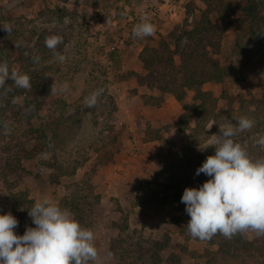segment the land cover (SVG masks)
Segmentation results:
<instances>
[{"label": "rangeland", "instance_id": "rangeland-1", "mask_svg": "<svg viewBox=\"0 0 264 264\" xmlns=\"http://www.w3.org/2000/svg\"><path fill=\"white\" fill-rule=\"evenodd\" d=\"M160 1L0 0V26L12 29L8 34L0 28V63L6 62L10 71L28 75L30 81L44 74L47 77L39 92L31 86L17 99L21 110H9L1 118L0 156L5 150L31 148L30 143L38 137L34 129L49 115H78L79 121L59 148L49 137L42 139L44 149L36 158L22 161L19 172L10 174L9 181L15 183L12 191L27 193L34 203L47 198L64 209L61 201L71 194L72 181L91 174L94 194L101 199L84 227L93 231L98 253L97 260L89 264L118 263L111 246L126 221L127 235L167 241L161 253L162 264H170L173 255L181 257L184 264H194L190 251L201 254L205 244L186 241L170 220L187 214L180 202L184 189L198 188V151L210 145L212 135L219 134V126L235 124L233 118L242 116L252 119L249 110L244 109L264 95V0H228L242 8L238 18L243 27L233 26L224 35L219 59L229 69L230 78L224 85L211 82L204 86L216 99L212 118L202 119L199 127L191 118L190 129L183 132L178 129L183 105L172 95L165 97L161 107L147 105L143 96L158 92L139 87L135 80L123 79L129 71L144 73L138 58L141 38L118 51L111 52L110 47ZM177 3L181 5L179 18L172 22L159 20L160 31L152 35L155 39L174 28L190 29L206 9L203 0ZM185 17H191V23L187 18L183 21ZM51 35L63 41L56 48L64 56L62 62L45 46V38ZM101 89L96 105L88 108L86 99ZM102 98L108 105L101 102ZM109 106L114 110L111 116L107 115ZM255 126L234 138L243 145L255 144L259 135H264ZM108 127H114L120 136L113 148H107L103 141V129ZM150 135L161 139L147 140ZM106 151L114 153L112 162H105ZM54 156L67 173L61 185L51 183L52 170L44 164ZM3 164L0 160V213L7 203L10 207ZM254 235V231L246 232L248 239Z\"/></svg>", "mask_w": 264, "mask_h": 264}, {"label": "trees", "instance_id": "trees-1", "mask_svg": "<svg viewBox=\"0 0 264 264\" xmlns=\"http://www.w3.org/2000/svg\"><path fill=\"white\" fill-rule=\"evenodd\" d=\"M206 9L195 19L194 25L185 31L179 28L169 30L166 34H160L159 39L152 35L141 38L142 49L138 58L143 67V74L129 71L123 75L124 80H135L139 87H145L150 92H158V95H144L143 99L147 105L161 107L167 95H172L177 102L183 105V113L179 118L178 129L186 131L190 129V120L194 119L197 126L202 119L210 120L215 112L216 99L212 93L204 90V86L211 82L224 85L230 78L229 69L225 68L219 59L222 51L224 35L229 28L243 27V22L238 18V10L242 8L233 5L228 0H203ZM177 2V0H176ZM252 5V1H249ZM192 4H188L191 7ZM246 9L250 10V7ZM254 13V10H250ZM214 16L216 19L214 20ZM155 33V32H154ZM183 38L185 41H183ZM117 63V59H115ZM47 78L42 75L32 78L30 81L32 88L40 91L42 81ZM30 90V89H29ZM25 91L17 87L13 81L8 80L4 87H0V121L4 114L11 110L23 107L17 101ZM192 93V97H190ZM190 100V101H189ZM106 106L107 100L101 99ZM244 110H249V116L255 122V129L264 132V95L261 98L250 101ZM39 107L40 104L38 105ZM253 109H250V108ZM114 108V107H113ZM107 115L111 116L114 111L107 107ZM20 112V111H19ZM58 112V111H55ZM77 114L49 115L40 125L34 129L38 134L35 143L28 150L20 149L11 152L5 150L0 156L1 163L6 168L3 180L9 190L7 207L0 215L11 213L19 222V226L14 230L17 235H23L27 227H35L28 211L34 205L27 193L12 191L15 183H10L9 175L19 172L22 161L36 158L44 149L42 139L48 138L55 148L63 144L68 131L74 128L79 121ZM106 131L103 139L107 148H113L119 142V133L114 127L103 129ZM103 131V132H104ZM161 138L148 136L147 140L159 141ZM234 141L240 143L234 138ZM241 144V143H240ZM253 159L264 157V149L256 144L248 142L241 144ZM215 154V149L207 145L198 151L195 160V168L202 165L206 158ZM106 161H113L114 153L106 151L103 155ZM44 164L52 170L50 181L53 185H61L62 178L67 174L59 160L54 156ZM78 167H76V170ZM210 177L200 174L195 179L198 188ZM92 176L85 173L80 180L72 181L70 185L71 194L65 196L62 207L67 209L73 218L84 228L91 219L96 205L100 203L101 197L94 194L91 185ZM190 217L186 214H179L170 220V223L180 228V234L186 241L195 240L205 244L203 253L190 251V256L195 260L194 264H264V235H255L253 239H248L246 232H239L231 238H226L221 234H216L211 240H199L192 238L188 233L186 224ZM129 225L127 221L119 227L120 234L113 239L111 253L117 258V264H162V251L165 250L166 243L152 238H136L135 235H127ZM170 264H184L181 257L173 255Z\"/></svg>", "mask_w": 264, "mask_h": 264}, {"label": "clouds", "instance_id": "clouds-1", "mask_svg": "<svg viewBox=\"0 0 264 264\" xmlns=\"http://www.w3.org/2000/svg\"><path fill=\"white\" fill-rule=\"evenodd\" d=\"M67 22V18H66ZM8 34L11 26H0ZM154 26L146 16L133 27V38L153 35ZM58 35L45 38V46L61 62L64 56L56 51L62 43ZM11 80L22 89L31 87L30 78L6 62L0 63V87ZM102 89L86 99V106L96 105ZM235 124L219 126V134L212 135L210 155L196 169L195 175L210 177L199 188H185L181 203L190 217L186 224L192 238L211 240L216 234L231 238L239 232L254 231L264 235V157L253 160L247 150L233 137L252 129L254 121L247 117L233 118ZM264 149V135L255 140ZM35 227H27L23 235L14 231L18 220L9 212L0 215V264H89L97 260L94 233L83 228L55 202L44 198L28 211Z\"/></svg>", "mask_w": 264, "mask_h": 264}, {"label": "built area", "instance_id": "built-area-1", "mask_svg": "<svg viewBox=\"0 0 264 264\" xmlns=\"http://www.w3.org/2000/svg\"><path fill=\"white\" fill-rule=\"evenodd\" d=\"M180 10H181V5H179L176 2V0H161L160 2L156 3V6L154 7L152 6L148 10V12L143 15V17L146 16L148 18V22H150L154 26L155 29L154 32H158L160 31L158 27L159 20L172 22L179 18ZM185 19L188 20V23H191L192 21L191 17H185L183 21ZM134 26L135 25H133L128 30L127 34H125L123 38L115 39V42L110 47L111 52L121 50L122 48L125 47L126 43L128 42L131 43L135 42L136 38H133L132 35V30ZM116 90L117 92H120V89H116ZM121 124L123 125L122 122Z\"/></svg>", "mask_w": 264, "mask_h": 264}]
</instances>
